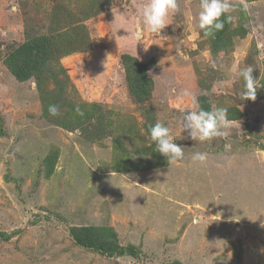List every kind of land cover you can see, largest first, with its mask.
Instances as JSON below:
<instances>
[{
    "label": "rangeland",
    "instance_id": "rangeland-1",
    "mask_svg": "<svg viewBox=\"0 0 264 264\" xmlns=\"http://www.w3.org/2000/svg\"><path fill=\"white\" fill-rule=\"evenodd\" d=\"M90 2L0 0V264H264V0H231L217 53L197 27L199 0H178L165 41L136 34L146 0H112L84 21L90 50L52 66L60 81L45 95L33 79L18 82L3 63L6 46L25 41L26 25L46 32L57 7L78 17ZM123 54L156 60L143 105L130 96ZM249 65L254 101L239 95L237 68ZM185 89L228 109L226 137H187L180 118L195 106L178 99ZM158 121L183 147L181 161L157 152L149 133ZM196 152L208 154L204 165L192 162ZM86 226L114 228L139 256L79 247L70 232Z\"/></svg>",
    "mask_w": 264,
    "mask_h": 264
},
{
    "label": "trees",
    "instance_id": "trees-1",
    "mask_svg": "<svg viewBox=\"0 0 264 264\" xmlns=\"http://www.w3.org/2000/svg\"><path fill=\"white\" fill-rule=\"evenodd\" d=\"M110 5L112 0H91L90 7L78 17L74 16L77 13L71 12L72 9L57 7L50 16L51 20L44 23L46 32L38 34L29 31L26 25L25 41L18 43L17 46L13 44L6 46L8 52L3 60L4 65L18 82L35 80L39 92L45 95L52 78L55 82L60 81L58 76L50 72L52 66L60 62L63 57L86 52L92 47L89 30L84 21L92 18L93 13L101 14ZM228 27V19H225L223 30L215 33V44L212 46L214 53L226 47L225 38ZM235 31L237 32L236 29ZM3 46L0 42V53ZM120 59L130 96L138 105H143L151 99L154 92L155 82L150 76V71L156 68V60L152 59L151 62L146 63L130 54H123ZM198 100L204 109L212 107L207 94H201ZM242 115L243 118L244 114ZM2 135H4V127L1 124L0 136ZM49 161L48 158L45 162L49 163ZM54 165L55 163L47 171V176H50ZM70 233L79 247L104 257L114 258L126 255L137 257L140 253L135 245L121 244L118 233L111 227H75Z\"/></svg>",
    "mask_w": 264,
    "mask_h": 264
},
{
    "label": "clouds",
    "instance_id": "clouds-1",
    "mask_svg": "<svg viewBox=\"0 0 264 264\" xmlns=\"http://www.w3.org/2000/svg\"><path fill=\"white\" fill-rule=\"evenodd\" d=\"M231 0H199V13L197 27L205 37H213L217 31H222L225 19L231 20L228 15L233 10ZM178 10V0H146L139 10L141 22L136 29V34L140 37L145 30L160 37L163 41L168 36L163 34L169 24L170 15ZM177 54L183 55L182 51ZM252 66L238 67L237 72L243 80V89L239 93L241 100H255L257 95V80L253 76ZM187 98L195 106L193 110L186 111L180 118L182 131L187 133V137L194 141H210L217 137H226L231 121L228 117L226 107L214 106L210 109L201 107L195 94L185 89L178 99L183 102ZM51 116L59 115L60 109L56 104L48 108ZM76 111L80 112L77 108ZM150 139L156 145V150L163 155L168 162L181 161L184 158L183 147L175 143L170 127L162 122L150 125ZM193 163L204 165L208 160L206 152H196L192 155ZM264 227V224H262Z\"/></svg>",
    "mask_w": 264,
    "mask_h": 264
}]
</instances>
